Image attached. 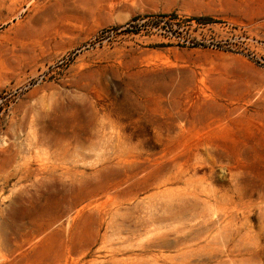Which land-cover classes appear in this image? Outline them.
<instances>
[{
    "label": "rangeland",
    "instance_id": "rangeland-1",
    "mask_svg": "<svg viewBox=\"0 0 264 264\" xmlns=\"http://www.w3.org/2000/svg\"><path fill=\"white\" fill-rule=\"evenodd\" d=\"M0 264H264V0H0Z\"/></svg>",
    "mask_w": 264,
    "mask_h": 264
},
{
    "label": "bare ground",
    "instance_id": "bare-ground-1",
    "mask_svg": "<svg viewBox=\"0 0 264 264\" xmlns=\"http://www.w3.org/2000/svg\"><path fill=\"white\" fill-rule=\"evenodd\" d=\"M230 218V217H229ZM225 222V221H224Z\"/></svg>",
    "mask_w": 264,
    "mask_h": 264
}]
</instances>
